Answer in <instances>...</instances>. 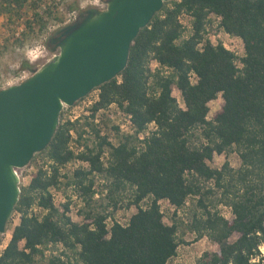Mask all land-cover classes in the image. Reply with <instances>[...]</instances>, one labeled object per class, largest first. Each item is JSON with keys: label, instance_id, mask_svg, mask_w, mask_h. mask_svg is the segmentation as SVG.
<instances>
[{"label": "trees", "instance_id": "16d2710c", "mask_svg": "<svg viewBox=\"0 0 264 264\" xmlns=\"http://www.w3.org/2000/svg\"><path fill=\"white\" fill-rule=\"evenodd\" d=\"M61 7L58 0H0V19L7 16L16 30L22 23L23 32L13 37L20 42L29 32L61 22ZM183 15L192 18L185 39ZM213 17L221 18L218 31L242 40V58L207 39ZM22 70L36 72L28 63ZM95 91L99 100L91 116L61 122L52 143L38 154L44 164L22 187L13 214L20 222L0 264H170L186 232L218 248L196 264H264V0L166 3L133 43L126 70ZM220 97L221 111L210 120V104ZM113 105L132 116L136 129L125 136L114 128L117 145L95 122ZM152 124L156 130L140 140ZM72 132L84 145L82 153L70 148ZM230 153L239 157L238 169L229 162L221 169L211 166L216 156ZM74 161L89 168L63 175ZM98 179L110 200L101 210L95 200ZM54 188L73 189L82 199L83 223L73 221L69 203L55 205ZM163 201L175 210L172 225L165 222ZM124 206L137 208L127 225L115 219Z\"/></svg>", "mask_w": 264, "mask_h": 264}, {"label": "water", "instance_id": "95a60500", "mask_svg": "<svg viewBox=\"0 0 264 264\" xmlns=\"http://www.w3.org/2000/svg\"><path fill=\"white\" fill-rule=\"evenodd\" d=\"M108 0L58 31L59 52L33 76L0 91V234L7 232L22 194L19 170L52 143L64 108L74 107L127 68L131 48L166 3Z\"/></svg>", "mask_w": 264, "mask_h": 264}, {"label": "rangeland", "instance_id": "374dc122", "mask_svg": "<svg viewBox=\"0 0 264 264\" xmlns=\"http://www.w3.org/2000/svg\"><path fill=\"white\" fill-rule=\"evenodd\" d=\"M86 1L87 0H71L68 4H66V9L80 10L82 15L85 11L91 9V7L84 8ZM104 1L106 3L108 2V0H104ZM27 12H28V16L30 17L34 13L32 9H29V7H27ZM212 21H213V26H212L213 29L210 31L211 35L213 34L214 31L218 32L216 28L217 24L215 20L212 19ZM187 23L188 22L186 21V24ZM20 24L22 25V23ZM20 24L17 25V29L19 30H16L15 29L16 25L15 27L13 24L11 25V23H9L8 21L7 16L2 17L0 19V82L3 84L14 83L15 79H19V78L21 79L30 78L35 74V72L31 70H22V66L24 64L28 63L33 67L34 70L38 71L55 55L54 49L56 48H54V46L51 45V40L56 36V33L61 30V28L59 29L57 26L58 23H54V22L51 23L48 26V29L42 33L29 32L25 36H22L20 38L21 39L20 42H16L13 37L18 38L17 34L20 33V27L22 28L24 27L23 25L20 26ZM188 35H190V33H188ZM217 42L224 43L228 46L229 49H232L233 43H231V39L226 37V35H224L223 33L220 35V39L219 38L216 39L215 43ZM39 44H44L46 46V51L44 52L43 55H40L39 60L37 62L32 63L27 58V52L33 48H36L37 46H39ZM235 44L240 49L239 54L243 55V50H241L242 48L241 42L235 41ZM58 52L59 49H56V53ZM157 68H158V64L156 63L152 64V69L155 70ZM97 96H99V92L94 91L93 97H97ZM174 97L178 100L180 106L184 108L185 106L181 93L176 88H174ZM81 102L82 101L77 103L74 106V109L64 111L61 116V122L64 123L67 121H71V117L75 121L74 117L81 115V109L83 107ZM222 103L223 100L220 97L217 101L210 104V109H211L209 115L210 120H212L221 111ZM82 117H86V115H82ZM105 121H106L105 125L108 126L107 129L110 130L111 129V126H109L110 123L107 120ZM113 145H117L116 137L114 138ZM44 160L45 158L43 156L38 155L35 158V162H32L29 167L18 171V174L20 175L21 178V188L22 187L27 188L30 185L32 181V176L36 174L38 169L44 164ZM106 160L107 158H105V161ZM226 162H229L231 166L235 169H238L241 165V162L237 154L230 153L228 155L216 156L213 163H211V166L215 169H221ZM103 186H104V182L101 179H98L95 190L97 191L99 196L98 198L96 196L95 200L97 201V207L100 210L102 209V206L105 207L110 203V200L105 199L103 196L106 195L105 188ZM66 191H68V193H65ZM73 191H74L73 189H62V197L64 198V200H66V203H69L70 205L74 206V210L70 212V216L73 219V221L81 224L84 222V219L80 214V211L83 209L82 208L83 206L81 208H77L80 205V203L77 200H73V197H75V193ZM82 204L84 205V202H82ZM160 206L164 213L166 224L172 225L173 214L175 212L174 208H172L167 201L161 202ZM188 207H190V205ZM78 209H79V213L77 212ZM221 210L228 219L232 218V214L228 209L222 208ZM136 213H137L136 207L132 206L131 208H127V206H124L118 210V212L115 215V219L121 222L123 225H127L128 221ZM37 214H41V213L38 212ZM179 217L185 219L184 212H181ZM19 222H20V216L17 213L12 216L10 223L8 225L7 232L3 235L0 234V256L8 246L11 240L12 232L14 228L19 224ZM111 224L112 221L109 222L110 226ZM183 239L185 244H182L180 246L177 257L174 258L170 262V264H196L197 260L205 252H213L218 249L217 246L211 243L207 238H204L202 240H197L195 235L188 232L183 234ZM262 253L264 255V249H262ZM48 255H51V253ZM45 264H48V262L45 261Z\"/></svg>", "mask_w": 264, "mask_h": 264}, {"label": "built area", "instance_id": "2783aa9c", "mask_svg": "<svg viewBox=\"0 0 264 264\" xmlns=\"http://www.w3.org/2000/svg\"><path fill=\"white\" fill-rule=\"evenodd\" d=\"M46 1L50 2L51 0H46ZM70 1L71 0H58V2L62 3V7L60 9V17H61L62 21L57 24L59 29L60 28L63 29L65 27L73 25V24L77 23L80 19V16H81L80 10H67L66 9L65 4H68ZM86 7H91V8L98 9V10H105L107 8V3L104 0H87L84 8H86ZM213 18L216 20V24H217L216 28H218L219 24L221 22V18L220 17H213ZM180 21H181L182 25L184 26L185 31L187 30V32H185L184 37H183L185 39L189 36L188 33L191 34V32H192V25H191L192 18L188 15H183L180 18ZM186 21L188 22L187 24H186ZM22 32H23V29L20 28V33H18L17 36L19 37ZM51 32H53V31H51ZM222 33L224 35H226V37L231 39V43H233V46H232V49H229L226 44H224V43H222V44L228 50L235 53V55L238 58H242L245 54L244 45H243L242 40H240L236 37H232L220 29L218 32L214 31L212 35L210 34V30H209V34L207 35V39L213 45H219L220 43H218V42L215 43V42H216L217 38L220 39V35ZM235 41L241 42V44H242L241 50H243V55L239 54L240 49L235 44ZM45 51H46V46L44 44H39V46H37L36 48H33L27 52V58L32 63H35L39 60L40 55H43ZM237 66H238V68H242V63L240 62V60L237 61ZM25 80H26L25 78H22V79L19 78V79H15L14 83H7V84H5V83L3 84L0 82V91L3 89H7L11 86L19 85L22 82H24ZM192 82L193 83L197 82V77L195 75H192ZM93 94H94V91L87 98L82 100L81 104L83 105V107L81 109V115L75 116L74 117L75 121L83 118L82 115H86V117L91 116L90 110L95 105V103L99 100V96L93 97ZM70 109H74V107H67L66 106L64 108V111H68ZM104 116L106 117V119ZM105 120H107L110 123V125H109V126H111L110 130L107 129L108 126L105 125V123H106ZM71 121L74 122L72 117H71ZM95 122H96V125L98 126V129L101 131V135L107 136L111 143H113L114 138L117 135V132H116V130H114V128H117L119 130L120 135L133 136L136 133V129H135V126H134L133 121H132V116L127 114L126 112L122 111L116 105H113L106 110L100 111L96 116ZM155 130H156V125L152 124L150 126V129L148 132L139 135L140 140L143 141L149 135L150 132L155 131ZM71 135H72V142L70 144L71 150L76 154L82 153L85 149L84 145L80 144L79 138L75 132H72ZM105 158L108 159V153H106L104 155V161H105ZM80 167L88 169L89 164L79 162V161H74L62 169V174L71 176ZM51 193L53 195L55 205L58 208H60L64 204H66V200H64V198L62 197V191L54 188L51 190ZM98 196L99 195H97V198H98ZM73 200H77L80 203V205L77 208H81L83 206L82 199L77 194H75V197H73ZM168 204H170V203L168 202ZM171 207L173 208V206H171ZM73 210H74V206L70 205V212H72ZM38 212H40L42 214L43 210L42 209H36L35 213H38ZM77 212L79 213V209ZM109 222H111V220H108V223ZM119 223H121V222H119Z\"/></svg>", "mask_w": 264, "mask_h": 264}, {"label": "flooded vegetation", "instance_id": "af4514ba", "mask_svg": "<svg viewBox=\"0 0 264 264\" xmlns=\"http://www.w3.org/2000/svg\"><path fill=\"white\" fill-rule=\"evenodd\" d=\"M61 41V36L60 35H56L52 40H51V45L54 46V48L58 47V44Z\"/></svg>", "mask_w": 264, "mask_h": 264}]
</instances>
